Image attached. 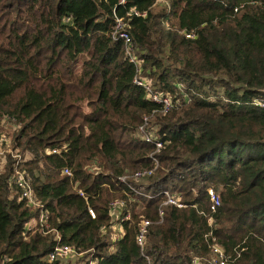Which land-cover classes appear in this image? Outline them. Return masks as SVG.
I'll list each match as a JSON object with an SVG mask.
<instances>
[{
    "label": "trees",
    "instance_id": "obj_1",
    "mask_svg": "<svg viewBox=\"0 0 264 264\" xmlns=\"http://www.w3.org/2000/svg\"><path fill=\"white\" fill-rule=\"evenodd\" d=\"M116 16L168 110L133 81ZM3 120L36 205L12 180L8 153L0 264H87L90 254L97 264H190L214 243L229 264H264V0H0ZM154 158L153 173L133 176ZM208 188L220 197L214 211ZM163 189L184 205L161 204ZM63 243L82 253L49 260Z\"/></svg>",
    "mask_w": 264,
    "mask_h": 264
},
{
    "label": "built area",
    "instance_id": "obj_2",
    "mask_svg": "<svg viewBox=\"0 0 264 264\" xmlns=\"http://www.w3.org/2000/svg\"><path fill=\"white\" fill-rule=\"evenodd\" d=\"M119 1L124 2L126 0H119ZM128 14H143V13H141L137 9L130 8V10L128 11ZM125 28L126 26H125L124 17L116 16L112 35L114 37H120L124 41L125 51L127 52L129 59L137 65V68H136L137 74L134 76L133 81L136 84L141 85L145 89V91L147 92V95L151 99L160 102L162 105V110L164 111L168 110L172 104L170 95H168L167 93H163L161 91H155L153 89L151 82L148 80V78L141 76L140 66L138 65V63H136L138 61L137 57L132 54V49H131V46L129 45L130 36ZM192 35L193 33L191 32L186 33V36H192ZM143 120H144L143 123L139 126L138 129L141 131L142 136L146 140H150L151 139L150 133H147L144 130L145 125L147 124V117H144ZM8 142H9V139L7 138V136L4 133H1L0 134V144L4 143V150L7 152V154L9 153L14 158V173L12 176V180L14 181L16 185L20 187L21 196L25 197L29 203L36 205V201L34 200L33 192H32V189L29 183V175L27 171L22 169L20 166L21 155H19L18 152L14 153V151L11 150L10 145H8ZM160 147H161V143L156 142L155 151H157ZM51 151L56 152L57 148H52ZM0 160L5 161V157L1 156ZM156 166H157V160L154 158L153 165L150 168H143L141 170H138L133 174V176L138 178L141 176L150 175L151 173H153ZM63 172L70 174V170L66 167L63 168ZM121 178L124 179L125 177L122 176ZM207 192H208L209 200H210L209 210L214 211L220 203L219 194L215 192L212 188H208ZM80 193L82 194V192ZM161 193L164 196L161 204L170 203V204H175L177 206L184 205V203L180 201V197L170 192L169 190L163 189ZM111 204L113 207H118L119 201L114 200L112 201ZM88 212L92 217H94V211L92 210V208L88 207ZM157 212H158V217H159L158 220L160 221L163 217V209L161 206L158 207ZM123 218H129V214L125 213V215H123ZM39 222L46 224V215L40 214ZM151 222L152 220L150 218L144 217L140 220L138 224L137 231H136V241L140 246L143 245L144 238L148 232V227L151 224ZM28 226H30V223L28 224ZM81 253L82 252L77 251V249L74 246L63 243V244L55 245L47 253V258L49 260H52L56 258H65L68 256H76V255H80ZM145 257L149 261V257L148 256H145ZM86 263L87 264H97L98 258L90 254L89 257L87 258ZM190 264H229V255L225 253L224 249L220 245L214 243L211 245L210 254L208 256L195 255L192 257Z\"/></svg>",
    "mask_w": 264,
    "mask_h": 264
},
{
    "label": "rangeland",
    "instance_id": "obj_3",
    "mask_svg": "<svg viewBox=\"0 0 264 264\" xmlns=\"http://www.w3.org/2000/svg\"><path fill=\"white\" fill-rule=\"evenodd\" d=\"M161 2L162 1H157V3H161ZM14 129H15V126H14L13 122H11V121L3 120L0 122V134L4 133L7 136V138L9 139L8 145H10V148L12 151H14V153L18 152L19 155H22V153L20 152L19 149H15V150L12 149L13 148L12 147V137H13ZM0 151H1L0 157L4 156L7 159V157H6L7 152L4 150V143L0 144ZM24 157L26 158L27 155L25 156V154H24ZM118 231L121 232L119 227H118Z\"/></svg>",
    "mask_w": 264,
    "mask_h": 264
}]
</instances>
